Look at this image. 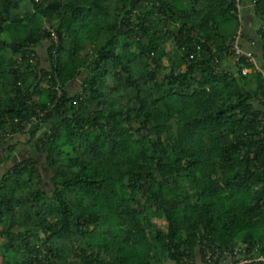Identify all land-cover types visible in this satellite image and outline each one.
<instances>
[{"label":"trees","instance_id":"obj_1","mask_svg":"<svg viewBox=\"0 0 264 264\" xmlns=\"http://www.w3.org/2000/svg\"><path fill=\"white\" fill-rule=\"evenodd\" d=\"M236 38L264 54V0H0V264L264 255V81L225 67Z\"/></svg>","mask_w":264,"mask_h":264},{"label":"built area","instance_id":"obj_2","mask_svg":"<svg viewBox=\"0 0 264 264\" xmlns=\"http://www.w3.org/2000/svg\"><path fill=\"white\" fill-rule=\"evenodd\" d=\"M47 31L52 33V31L48 28ZM52 35L53 39L56 41L53 33ZM237 41L238 38H236V42L229 50V57L233 59V64L239 63L243 60L244 64L248 65V67H243L241 74H250L252 69H255L254 57L250 51L242 50L239 47ZM40 116H42V114ZM199 257L202 264H264V255L256 256L254 254V250L248 248L247 246H236L228 249H219L211 244L205 243L203 244L201 255L199 254ZM182 262L183 264L195 263L194 259L187 258H184Z\"/></svg>","mask_w":264,"mask_h":264},{"label":"crops","instance_id":"obj_3","mask_svg":"<svg viewBox=\"0 0 264 264\" xmlns=\"http://www.w3.org/2000/svg\"><path fill=\"white\" fill-rule=\"evenodd\" d=\"M247 8V7H246ZM246 8H242L241 9V11H242V13L241 12H239V16L241 17V15H242V19L243 20H241V24H242V28H243V30L245 31V32H249L250 33V35H249V37L250 38H252L251 36V33L252 32H250V28H253L254 27V21L252 20V18H251V13H249L248 11H245V12H247V13H244V9H246ZM250 19V20H249ZM255 31V29L253 28V32ZM251 40V39H250ZM245 50L247 51H250L251 53H255V57H254V60H255V69H254V72H258V73H260L261 74V76H262V78H263V81H264V54H263V51H262V49H261V46L257 43L253 48L252 47H250L249 45H246V47H245ZM42 55H44V53L42 54ZM233 63H234V61H233V59L232 58H230V57H228L227 58V61H226V64H225V67L226 68H231V67H233L232 65H233ZM74 87H75V85L74 84H72V88L74 89ZM24 150H27L26 148H23ZM19 150H21V149H19ZM19 150H17V151H19ZM24 150H22V153H23V151ZM16 153V151L14 152V154ZM21 157L20 158H14L15 159V162H19L21 159H25V157L24 156H22V155H20ZM13 159V160H14ZM17 159V160H16ZM199 257V256H198ZM200 258V257H199ZM201 261V260H200ZM200 264H201V262H200Z\"/></svg>","mask_w":264,"mask_h":264},{"label":"rangeland","instance_id":"obj_4","mask_svg":"<svg viewBox=\"0 0 264 264\" xmlns=\"http://www.w3.org/2000/svg\"><path fill=\"white\" fill-rule=\"evenodd\" d=\"M251 18H252V16H251ZM252 20H253V18H252ZM253 25H254V29H255V32H256L258 30V28L260 27L259 26V23H256L255 22ZM119 48L120 47L117 48V51H119ZM165 65H166V63H165ZM17 149H21V150L16 151V153L14 154V156L16 158H20L21 157L20 155H22V156L25 157V154L22 153V150H24V149L22 147L20 148L19 146L17 147ZM12 157H13V154L11 156L7 151L4 150V147L0 148V175L6 170L7 161L8 160H11ZM0 250H2L1 244H0ZM194 261H195V264H200L201 261H200V258L198 257V255L195 257ZM163 264H174V262H172V261H166Z\"/></svg>","mask_w":264,"mask_h":264}]
</instances>
